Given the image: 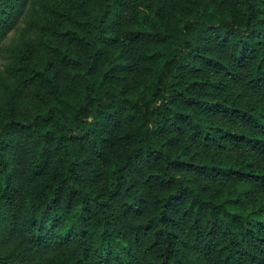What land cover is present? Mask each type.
<instances>
[{
	"label": "trees",
	"instance_id": "trees-1",
	"mask_svg": "<svg viewBox=\"0 0 264 264\" xmlns=\"http://www.w3.org/2000/svg\"><path fill=\"white\" fill-rule=\"evenodd\" d=\"M0 61V264H264V0H0Z\"/></svg>",
	"mask_w": 264,
	"mask_h": 264
},
{
	"label": "rangeland",
	"instance_id": "rangeland-1",
	"mask_svg": "<svg viewBox=\"0 0 264 264\" xmlns=\"http://www.w3.org/2000/svg\"><path fill=\"white\" fill-rule=\"evenodd\" d=\"M21 27H24V24H21ZM19 28L15 31H13L9 37L6 39L5 44L8 46H12V44H14L15 42H17L20 39V32L22 28ZM4 69H5V65H4V61H0V72L4 74ZM2 89V86L0 85V91Z\"/></svg>",
	"mask_w": 264,
	"mask_h": 264
}]
</instances>
